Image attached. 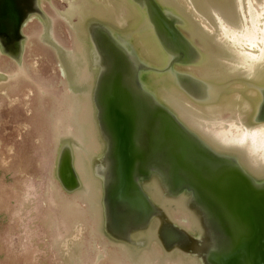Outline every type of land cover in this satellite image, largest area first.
I'll use <instances>...</instances> for the list:
<instances>
[{
    "label": "water",
    "instance_id": "95a60500",
    "mask_svg": "<svg viewBox=\"0 0 264 264\" xmlns=\"http://www.w3.org/2000/svg\"><path fill=\"white\" fill-rule=\"evenodd\" d=\"M60 1L0 0V50L23 69L27 43L41 59L51 51L65 87L72 128L56 138L52 173L85 201L87 227L71 223L63 258L86 238L95 264H264V167L227 142L240 135L233 121L264 126V60L205 67L186 29L226 48L264 28V0H252L254 23L248 0H205L188 21L160 0H127L125 22L114 0Z\"/></svg>",
    "mask_w": 264,
    "mask_h": 264
},
{
    "label": "rangeland",
    "instance_id": "374dc122",
    "mask_svg": "<svg viewBox=\"0 0 264 264\" xmlns=\"http://www.w3.org/2000/svg\"><path fill=\"white\" fill-rule=\"evenodd\" d=\"M59 22L57 35L72 46L68 27ZM33 48L25 46V69L0 50V264H95L96 246L86 238L74 260L63 258L71 223L86 230V203L68 195L52 173L56 138L72 126L53 53L43 52L41 59L42 51L35 54ZM69 204L73 212L66 211Z\"/></svg>",
    "mask_w": 264,
    "mask_h": 264
},
{
    "label": "bare ground",
    "instance_id": "6f19581e",
    "mask_svg": "<svg viewBox=\"0 0 264 264\" xmlns=\"http://www.w3.org/2000/svg\"><path fill=\"white\" fill-rule=\"evenodd\" d=\"M119 10L121 19L125 22L132 16L131 10H136L134 6H130L127 0H114ZM164 5L174 8L188 19L192 18V14L196 12H203L207 8V2L205 0H160ZM250 17L254 23L257 22V12L254 9L252 0H248ZM131 9V10H130ZM189 11H188V10ZM75 7L71 4V14H73ZM191 15V16H190ZM187 33L192 39H197L199 46L204 50L203 61L205 67H209L212 61H217L215 70L219 71L222 65V61L228 56L233 64L241 65L243 60H264V28L257 27L256 30H252V27H248L244 33L232 34L228 37L227 47H223L221 44H215L212 39L203 35L202 31L194 28L193 22H187ZM255 27V25H254ZM261 30V31H260ZM255 31V32H254ZM236 33V32H235ZM243 44L247 47L242 51ZM249 48V49H248ZM256 49H260V52H255ZM257 51V50H256ZM251 66V63H250ZM204 68V67H202ZM251 69V67H250ZM203 75L210 76L209 72H203ZM198 72V73H199ZM200 73V74H201ZM264 75V72H263ZM261 81L264 84V76L261 77ZM167 97H170L169 103L177 106L179 104V96L176 91H170ZM170 95V96H169ZM180 110V108L178 109ZM181 111V110H180ZM241 122V121H240ZM238 129L237 132L240 135L236 136L234 130L229 131V137L227 142L230 145L238 146L246 159L250 162H256L259 165L258 170H262L264 167V126L258 128H251L250 126L241 122L239 125L236 121L232 122ZM231 123V124H232ZM237 150V149H236ZM238 151V150H237Z\"/></svg>",
    "mask_w": 264,
    "mask_h": 264
}]
</instances>
